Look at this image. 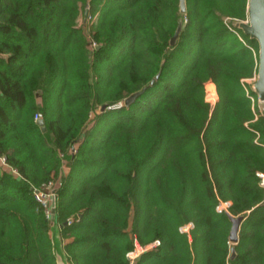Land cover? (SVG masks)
Segmentation results:
<instances>
[{
	"label": "trees",
	"instance_id": "16d2710c",
	"mask_svg": "<svg viewBox=\"0 0 264 264\" xmlns=\"http://www.w3.org/2000/svg\"><path fill=\"white\" fill-rule=\"evenodd\" d=\"M248 2L0 0V264H264ZM60 177L62 248L33 193Z\"/></svg>",
	"mask_w": 264,
	"mask_h": 264
},
{
	"label": "water",
	"instance_id": "95a60500",
	"mask_svg": "<svg viewBox=\"0 0 264 264\" xmlns=\"http://www.w3.org/2000/svg\"><path fill=\"white\" fill-rule=\"evenodd\" d=\"M181 10L182 12H186V0H181ZM88 15V11L86 12V16ZM236 26L241 28L247 35H249L252 39L258 41L259 44V68H258V77L255 82V92L258 94L259 100L264 101V0H249L248 2V19L245 21H239L236 23ZM183 27V21L180 20L177 30L171 39V44L175 45L181 30ZM159 76H157L158 78ZM156 79H153L150 85L155 83ZM147 88H144L138 92L133 93L131 96L126 98L125 104L130 105L132 102L136 100V98L142 95ZM106 105L103 106V110H105ZM44 119H39V124L43 126V129L46 130L44 126ZM55 198L52 202V220L55 217ZM229 214V218L232 222V227L230 231V241L234 244L239 242V233L241 230V226L243 221L245 220L244 215L234 216L231 213ZM233 253L231 258H234L236 255L235 248L232 249ZM141 255V254H140ZM137 256L139 259L141 256ZM64 264V263H59Z\"/></svg>",
	"mask_w": 264,
	"mask_h": 264
},
{
	"label": "built area",
	"instance_id": "2783aa9c",
	"mask_svg": "<svg viewBox=\"0 0 264 264\" xmlns=\"http://www.w3.org/2000/svg\"><path fill=\"white\" fill-rule=\"evenodd\" d=\"M212 81L214 83L213 80H209ZM206 82V99H207V83ZM217 89V88H216ZM208 102H210L209 100H207ZM212 102V101H211ZM210 102V103H211ZM35 120L39 121L40 116L39 115H35ZM0 160L2 162L3 165H5V160L3 157H0ZM258 176L260 178V185L264 188V171L258 172ZM59 180V179H58ZM58 180L56 182H58ZM56 182H50L48 185H46L45 189H41V188H35L33 190L35 199H37L38 201H40L46 208V213H47V217L49 219L52 220V202L53 199L56 197V194L53 193V191L56 189V186L53 187V185H55ZM61 185V181L59 182ZM231 202L230 201H226V202H222L219 206H218V211H223V210H228V208L230 207ZM71 222V220H70ZM194 225L193 223H189L185 226H182L180 228V230L182 232H189L191 228H193ZM160 241H155L153 244L148 245L147 247H143L141 246L139 243H137L136 245V249L134 251H131L130 253H128V257L132 260V262L135 261V259H137V256H139L142 252H144L146 249L150 247H153L155 245H159Z\"/></svg>",
	"mask_w": 264,
	"mask_h": 264
},
{
	"label": "rangeland",
	"instance_id": "374dc122",
	"mask_svg": "<svg viewBox=\"0 0 264 264\" xmlns=\"http://www.w3.org/2000/svg\"><path fill=\"white\" fill-rule=\"evenodd\" d=\"M87 17L88 16H86V13H85V18L87 19ZM79 21H80V23H86L87 21L86 20H84L83 21V18L81 17L80 19H79ZM237 22H239V21H237ZM257 77H258V75H255V76H253V77H251V78H248V79H246V81L252 86V88L254 89L255 88V82H256V80H257ZM215 84V83H214ZM218 97V96H217ZM217 100H218V98H217ZM217 100L216 101H213L212 100V102H211V104H213V105H215L216 104V102H217ZM259 110H260V112H262V114H264V101H260L259 100ZM99 111V110H98ZM98 111H96V112H93L92 113V115H91V117H92V119H93V121H94V119H95V115H96V113H98ZM92 121V122H93ZM93 125V123L91 124V126ZM0 164H2V162H1V160H0ZM3 165V164H2ZM68 168L67 167H65L64 168V173L66 174V172H68ZM62 177H63V175H62ZM62 177H60L59 178V180H58V182H56L55 183V185H53V187L54 186H56V189L53 191V193L54 194H57V188H59L61 185H59L60 183V181H61V184H62ZM55 199H56V197H55ZM51 228H50V233H51V235L54 237V240H55V245L57 246L59 243V241H58V238L56 237V227H55V225H54V222L53 221H51ZM149 248H151L150 246H149ZM64 263L65 264V262L63 261V260H60V263Z\"/></svg>",
	"mask_w": 264,
	"mask_h": 264
},
{
	"label": "crops",
	"instance_id": "0c3cea01",
	"mask_svg": "<svg viewBox=\"0 0 264 264\" xmlns=\"http://www.w3.org/2000/svg\"><path fill=\"white\" fill-rule=\"evenodd\" d=\"M56 237L58 238V245H57V247H59V248H62V245L65 243V241H63L62 240V238L60 237V235H59V231L57 230V228H56ZM53 239H54V237H53ZM54 243H55V240H54Z\"/></svg>",
	"mask_w": 264,
	"mask_h": 264
}]
</instances>
